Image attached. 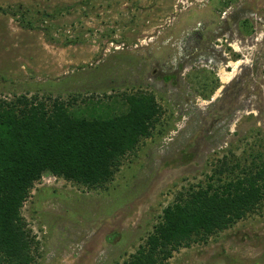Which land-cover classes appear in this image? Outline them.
<instances>
[{"label":"rangeland","instance_id":"374dc122","mask_svg":"<svg viewBox=\"0 0 264 264\" xmlns=\"http://www.w3.org/2000/svg\"><path fill=\"white\" fill-rule=\"evenodd\" d=\"M139 93L159 120L109 182L45 172L34 183L21 209L29 264H123L223 161L239 167L214 181L252 166L264 151V0H0V99L112 116ZM166 264H264V203Z\"/></svg>","mask_w":264,"mask_h":264},{"label":"trees","instance_id":"16d2710c","mask_svg":"<svg viewBox=\"0 0 264 264\" xmlns=\"http://www.w3.org/2000/svg\"><path fill=\"white\" fill-rule=\"evenodd\" d=\"M20 14V26L31 27ZM121 103L124 110L112 116L95 115L98 103L85 116L58 100L48 105L25 95L0 99V264L32 260L21 209L43 173L88 189L103 187L119 170L121 159L151 136L159 120L154 97L125 95ZM251 161L241 174L214 181L216 174L220 177L239 167L228 168L223 161L204 187L181 193L163 209L145 244L123 264H166L181 248L254 212L264 203V151Z\"/></svg>","mask_w":264,"mask_h":264},{"label":"bare ground","instance_id":"6f19581e","mask_svg":"<svg viewBox=\"0 0 264 264\" xmlns=\"http://www.w3.org/2000/svg\"><path fill=\"white\" fill-rule=\"evenodd\" d=\"M236 50H238V48L235 46ZM241 64V60H237L236 62H233L232 64H230V66L233 68L232 72H226L225 70H222L220 72V79L222 84H226L227 82L231 81L234 73L236 72V69L239 67V65ZM220 89H218L215 93H214V97L216 98L218 93H219Z\"/></svg>","mask_w":264,"mask_h":264}]
</instances>
